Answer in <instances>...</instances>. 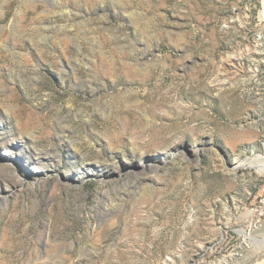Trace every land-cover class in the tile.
I'll return each mask as SVG.
<instances>
[{
	"label": "rangeland",
	"instance_id": "obj_1",
	"mask_svg": "<svg viewBox=\"0 0 264 264\" xmlns=\"http://www.w3.org/2000/svg\"><path fill=\"white\" fill-rule=\"evenodd\" d=\"M252 157L264 0H0V264H264Z\"/></svg>",
	"mask_w": 264,
	"mask_h": 264
},
{
	"label": "built area",
	"instance_id": "obj_2",
	"mask_svg": "<svg viewBox=\"0 0 264 264\" xmlns=\"http://www.w3.org/2000/svg\"><path fill=\"white\" fill-rule=\"evenodd\" d=\"M251 204L249 213L256 219V223L264 224V196H259Z\"/></svg>",
	"mask_w": 264,
	"mask_h": 264
},
{
	"label": "bare ground",
	"instance_id": "obj_3",
	"mask_svg": "<svg viewBox=\"0 0 264 264\" xmlns=\"http://www.w3.org/2000/svg\"><path fill=\"white\" fill-rule=\"evenodd\" d=\"M260 161L263 163H261ZM243 163H245V165L246 163H248V166L256 169L257 172L264 173V160H262L261 157L247 158L245 161L242 162V164Z\"/></svg>",
	"mask_w": 264,
	"mask_h": 264
}]
</instances>
